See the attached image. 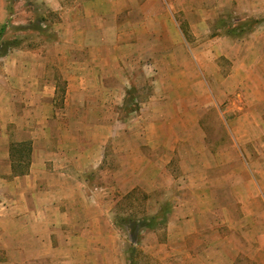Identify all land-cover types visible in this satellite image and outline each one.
Returning a JSON list of instances; mask_svg holds the SVG:
<instances>
[{"label":"rangeland","instance_id":"1","mask_svg":"<svg viewBox=\"0 0 264 264\" xmlns=\"http://www.w3.org/2000/svg\"><path fill=\"white\" fill-rule=\"evenodd\" d=\"M78 3L76 0H0V32L6 27L5 33L0 36V46L5 41L18 45L6 56H0V75H38L39 68L47 63L43 75H49L52 82L55 81L58 94L54 105L56 109L62 108L69 75L65 64L66 47L60 42L69 33L67 24L79 21L86 29V38L98 47H91L90 54L87 52L90 55V76L75 75L78 81L82 80L80 77L85 78L84 87L89 91L86 98L91 102L90 108L86 104L84 112L76 111L74 116L73 112L70 113V118L84 122L81 120V126L77 124L63 134L58 127H65V123L58 126L56 116L52 119L50 115H45L47 120H51L49 126L53 134L66 137L57 145H50L51 148L63 153L74 152L76 156L86 152L90 148L88 143H92L87 140L96 141L98 136L105 134L108 138L113 132L108 128H92L100 120L108 123L117 118L122 121L123 127L129 125L135 133L146 124L150 132H155L152 137L148 134L151 141L161 135L156 132L164 125L163 134L171 143L169 155H174L168 166H164L167 174L164 177L139 176L135 191L114 192L111 189L106 196L108 225L114 233L111 247L116 252L109 259L128 264L133 228L145 219H160L167 210L164 204L174 195H167L164 191L145 192L140 185L147 184V188L156 186V183L169 185L174 181L173 176L182 173V165L187 170L197 171L198 167V173L208 170L206 173L209 175L216 173L214 170L217 169L220 178L225 177L222 174L229 169L249 162L254 171L261 172L259 180L264 187V105L257 104L260 97L255 94H241V87L237 88L241 75L231 76L237 64L230 58L241 54L250 35L264 24L259 22L264 20V15H239L228 0H83L81 3L86 13L73 16L67 9ZM163 8L166 14H163ZM173 12L177 13L173 15ZM250 26L253 27L251 31L248 30ZM25 52L36 55L37 61H40L36 67L39 68L24 64L21 71L17 70L16 61ZM77 57L82 58L80 54ZM47 82L44 79V83ZM74 84V91L81 90L80 85ZM77 97H71V103L76 107L82 103L81 98L77 102ZM195 105L198 106L197 111ZM19 112L23 115V111ZM14 114L12 111L10 117ZM59 117L60 120L67 118L65 115L62 117L60 111ZM13 131H18L16 125ZM238 137L241 141L249 140L235 143L232 138ZM111 146L106 145L107 155L100 170L91 168L83 174L86 183L93 188L102 184L112 188L114 160ZM91 152L88 151V154ZM18 155L23 158V163H27L26 150ZM179 156L182 160L178 159ZM234 180L237 182L239 179L235 176ZM220 188L216 189L217 198L224 199L225 187H222L223 190ZM242 193L240 189L237 196ZM2 199L0 193V201ZM116 201L118 205L114 206ZM258 202L264 215V192ZM253 206L250 203L247 210L256 213L252 219H259L258 208ZM2 209L0 206V214L5 213ZM19 211L24 209L12 208L6 213L17 216ZM232 211L237 217L243 210L234 207ZM221 215L222 210L218 209L217 216ZM213 217L206 216L204 220L206 232L208 235L211 232L212 236L217 228ZM163 227L164 223L156 226L161 235ZM149 232H141L139 237L144 238ZM217 232L222 237L231 235L222 223ZM17 234L19 231L14 225L5 237L0 232V264H45L35 256L18 254ZM234 234V243L241 248L244 244L241 233ZM142 246L141 242L139 250ZM143 248L140 251L145 254ZM144 254L141 264H150L151 260ZM51 258L54 259L52 264H57L65 257ZM66 258L74 264L81 259L80 256ZM235 264H264V255L240 254Z\"/></svg>","mask_w":264,"mask_h":264},{"label":"crops","instance_id":"2","mask_svg":"<svg viewBox=\"0 0 264 264\" xmlns=\"http://www.w3.org/2000/svg\"><path fill=\"white\" fill-rule=\"evenodd\" d=\"M81 1L83 0H76L78 4L67 9L71 15L86 13ZM228 1L239 15H264V0ZM175 13L177 12L172 14ZM163 14H166L165 10ZM67 25L69 33L60 42L66 47L65 64L69 75L62 108L56 109L54 105V98L58 94L55 81L52 82L49 75H43L47 63H43L42 68L36 67L40 64L36 55L21 53L15 66L21 71L24 64L33 65L34 69H40L38 75H0V193L3 198L0 206L5 211L0 214V232L5 237L14 225L19 231L15 237L20 250L18 254L35 256L41 263L43 261L45 264H52L54 259L51 257L62 256L65 258L57 264H74L66 257L80 256V261L75 264H121L120 260L116 263L109 259L116 252L111 247L114 233L108 225L106 196L111 189L114 192L135 191L139 185V176L164 177L167 174L165 167L173 160L174 155H169L171 143L163 134V124L156 132L161 135H157V138L155 136L151 141L148 134L152 137L155 132H150L146 124L140 127L141 131L135 133L129 125L123 127L122 121L117 118L108 123L98 121L92 128H108L113 129V132L108 138L105 134L98 136L96 141L86 139L92 143H88L89 150L80 155L76 156L74 152H58L51 148L50 145L55 146L66 137L53 134L49 126L51 120H47L45 115H50L52 119L56 116L58 126L65 123V127L59 126L58 129L62 134L67 133L77 124L81 126L82 120H74L69 114L73 112L74 116L76 111L84 112L85 105L90 108L91 103L86 98L89 91L84 87L85 78L80 77L82 80L78 81L75 75L90 76V49L98 47L86 38V29L82 23L74 21ZM79 54L82 58L77 57ZM230 58L237 64L234 65L231 76L241 75V81L237 84V88L241 87V94H255L260 97L257 104L264 105V24L250 35L241 54L236 57L232 55ZM44 79L48 80L46 84ZM74 83L80 85L81 90L74 91ZM74 95L78 96V103L82 99L81 105H78L80 107L71 103ZM196 107L197 111L198 106ZM12 111L15 114L10 117ZM19 111H23V115ZM59 111L62 117L65 115L67 118L60 120ZM14 125L18 129L16 132L13 131ZM55 132L59 134L57 129ZM178 133L181 131L178 130ZM232 139L235 143L249 140L241 141L239 137ZM73 140H69L71 144L74 143ZM23 143H31L29 164L20 160L19 153L13 157L15 153L12 152V146ZM107 144L112 145L114 182L112 188L104 184L93 188L86 183L83 174L91 168L100 170L106 159ZM88 151L92 152L88 154ZM180 158L182 160V156L178 159ZM22 164L27 165L23 171L20 166ZM182 166V173L173 176L174 181L169 185L156 183L151 188H147V184L140 185L145 192L164 191L167 195L174 193L169 202L164 204L167 210L162 219L163 234L157 228H145L141 231H150L146 237H140L139 243L141 246L142 242L145 258L151 260L150 264H235L240 254H254L257 257L264 255V215L258 205V199L264 192L259 180L261 172L254 171L249 162H242L240 167L229 169L226 174H222L225 177L219 178L220 171L217 169L214 170L216 173L209 175L206 173L208 170L198 173V167L196 171ZM235 176L239 179L237 182L234 180ZM219 186L220 190L225 187L224 199L217 198L216 189ZM240 189L244 193L239 197L237 191ZM114 203V206L118 205L117 201ZM250 203L258 208L259 219H252L256 213L247 210ZM234 207L243 210L241 215H234ZM12 208H22L24 211H19L17 216H9L6 212ZM218 209L222 210L221 216H217ZM206 216H214L213 221L217 228L213 236L211 232L209 235L206 232ZM220 223L226 225L231 232L230 236L218 235ZM97 228L101 230H96ZM235 232L241 233L244 243L241 248L234 243ZM8 254L6 249V255Z\"/></svg>","mask_w":264,"mask_h":264},{"label":"trees","instance_id":"3","mask_svg":"<svg viewBox=\"0 0 264 264\" xmlns=\"http://www.w3.org/2000/svg\"><path fill=\"white\" fill-rule=\"evenodd\" d=\"M259 22H264V20L263 21H259ZM250 25H252V24H250ZM252 28L253 27L250 26L248 28V30L251 31ZM5 30H6V27H3L1 29V32H0V36L1 37L5 33ZM33 30H36V29H33ZM226 34H228V32ZM17 46L18 45L13 43L12 41L2 42V45L0 46V56H6L9 53V51H11L13 48H16ZM126 103H127V100H126ZM22 150H26L27 156H28L27 164H29L31 162L30 161V159H31L30 158L31 157L30 154H31V150H32L31 149V143H23V144H20V145H15L14 144L12 146V152L15 153L16 155L13 154V157L18 156L17 154L20 153ZM20 160H23V158H21ZM20 166L22 168V171L27 168V165L26 166L20 165ZM163 216H164V214L161 216L160 219H158L157 217H151L149 219H145V221L138 222L137 227L133 228V230L131 232V234L133 236V240L131 239V244H130V248H129V256L130 257H129V260H128V264H141L140 261H141L142 253H141V251L138 248L139 243H140L139 234L145 228H147V229H156V226L158 225V223H161V224L164 223L163 220H162ZM134 234H135V236H134Z\"/></svg>","mask_w":264,"mask_h":264}]
</instances>
